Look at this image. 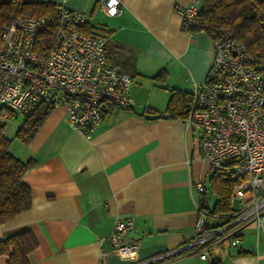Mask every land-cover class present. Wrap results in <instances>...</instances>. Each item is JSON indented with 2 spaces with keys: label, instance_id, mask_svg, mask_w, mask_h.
<instances>
[{
  "label": "crops",
  "instance_id": "crops-1",
  "mask_svg": "<svg viewBox=\"0 0 264 264\" xmlns=\"http://www.w3.org/2000/svg\"><path fill=\"white\" fill-rule=\"evenodd\" d=\"M33 1L62 3L104 27L107 57L130 75L136 112L115 107L85 135L69 124L64 107H54L27 144L15 137L23 115L0 120L9 152L33 160L21 178L30 189V207L0 223V239L29 229L37 242L29 264H137L186 245L199 202L204 198L210 208L215 202L208 188L212 171L184 118L141 112H163L170 89L190 92L206 77L212 37L181 26L179 9L194 0H119L114 15L99 0ZM198 182L203 192L195 189ZM126 217L133 223L126 238L138 247L123 255L107 235L116 218ZM212 249L216 260H201L187 248L153 261L264 264V230L250 224L236 244L225 239ZM6 259L0 254V264Z\"/></svg>",
  "mask_w": 264,
  "mask_h": 264
},
{
  "label": "built area",
  "instance_id": "built-area-1",
  "mask_svg": "<svg viewBox=\"0 0 264 264\" xmlns=\"http://www.w3.org/2000/svg\"><path fill=\"white\" fill-rule=\"evenodd\" d=\"M107 15L119 11V0H99ZM183 30L198 21V0L179 9ZM86 18L62 3L54 14L20 15L0 27V120L10 112L27 115L40 104L62 106L69 124L90 135L108 104L132 107L130 75L107 57V38L82 29ZM55 25L45 56L35 51L37 34ZM213 57L205 79L194 83L186 128L198 139L201 156L214 171H228L234 179L231 212L217 217L197 205L188 243L147 259L146 264L182 249L201 260H216L212 247L229 239L238 242L242 228L264 230V60H258L231 31L223 28L212 38ZM203 192L204 185H195ZM234 202L237 203L235 206ZM131 218H116L107 239L113 249L128 255L138 243L128 240Z\"/></svg>",
  "mask_w": 264,
  "mask_h": 264
},
{
  "label": "trees",
  "instance_id": "trees-1",
  "mask_svg": "<svg viewBox=\"0 0 264 264\" xmlns=\"http://www.w3.org/2000/svg\"><path fill=\"white\" fill-rule=\"evenodd\" d=\"M55 4L33 0H0V27L15 20L20 15L54 14ZM227 28L234 37L241 41L248 52L255 54L258 60H264V0H198V21L189 29L194 32L202 30L212 38L218 31ZM82 29L106 36L104 27L90 24L88 21ZM55 35V25L52 24L40 31L35 40V51L39 56H45ZM264 71V69H263ZM161 74V73H160ZM160 74L155 77L158 78ZM191 100V91L178 88L170 89V96L163 112L143 108L141 114H150L153 118H185ZM117 106L108 104L104 115ZM120 108V107H117ZM122 109L136 112L133 107ZM52 107L40 104L27 115L15 133V137L27 144ZM10 114L13 115L12 112ZM3 123L0 121V223L13 218L17 213L30 207V189L21 178L22 174L33 164L32 159L22 161L8 150L10 139L3 133ZM234 179L228 171H214L208 179V188L215 197L212 207H208L205 199L199 202L202 210L217 217L214 222L220 224L231 212L229 205ZM36 239L33 233L23 228L7 234L0 239V254H6V264H29L27 255L35 248ZM151 261L146 264H156ZM216 264V262H212Z\"/></svg>",
  "mask_w": 264,
  "mask_h": 264
},
{
  "label": "rangeland",
  "instance_id": "rangeland-1",
  "mask_svg": "<svg viewBox=\"0 0 264 264\" xmlns=\"http://www.w3.org/2000/svg\"><path fill=\"white\" fill-rule=\"evenodd\" d=\"M23 15V14H22ZM234 204H235V206H237V203L236 202H234Z\"/></svg>",
  "mask_w": 264,
  "mask_h": 264
}]
</instances>
